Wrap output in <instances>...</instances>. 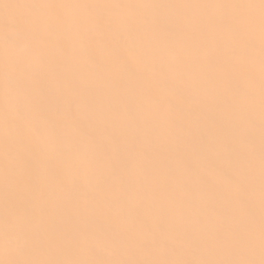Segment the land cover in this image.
<instances>
[{"label":"bare ground","instance_id":"obj_1","mask_svg":"<svg viewBox=\"0 0 264 264\" xmlns=\"http://www.w3.org/2000/svg\"><path fill=\"white\" fill-rule=\"evenodd\" d=\"M0 264H264V0H0Z\"/></svg>","mask_w":264,"mask_h":264}]
</instances>
